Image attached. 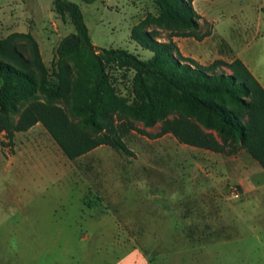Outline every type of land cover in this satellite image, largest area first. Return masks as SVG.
<instances>
[{
	"label": "rangeland",
	"instance_id": "rangeland-1",
	"mask_svg": "<svg viewBox=\"0 0 264 264\" xmlns=\"http://www.w3.org/2000/svg\"><path fill=\"white\" fill-rule=\"evenodd\" d=\"M1 1L0 40L14 33L31 37H17L12 46L36 85L15 104L13 123L40 116L75 123L71 92L49 100L37 88L33 43L48 70V87L56 89L57 48L75 34L69 16L60 18L53 0ZM66 1L79 6L99 49L148 61L152 54L132 40V30L161 42L175 33L154 0ZM197 8L218 18V33L232 41L233 51H245L264 87V0H207ZM199 23L201 32L211 31V24ZM74 62V56L64 60L71 68ZM106 72L118 103L105 116L130 155L101 145L69 160L41 121L24 132L0 133V264H264V199L244 196L228 173L243 165L252 173L248 182L262 186L258 163L244 149L225 156L182 143L171 131L186 112L159 101L165 120L146 125L132 92L134 72L115 66ZM151 91L156 96L157 87ZM233 237L230 247L218 246Z\"/></svg>",
	"mask_w": 264,
	"mask_h": 264
},
{
	"label": "trees",
	"instance_id": "trees-1",
	"mask_svg": "<svg viewBox=\"0 0 264 264\" xmlns=\"http://www.w3.org/2000/svg\"><path fill=\"white\" fill-rule=\"evenodd\" d=\"M154 1L175 33L161 42L147 32L137 35L132 30V40L152 54L148 61H142L126 50L95 47L79 6L66 0H53L60 18L69 16L75 31L71 37L77 42L67 44L71 38L67 37L57 48L58 70L53 72L56 89L48 87V70L33 42L40 76L37 88L49 100L65 99L71 92L69 111L77 120L75 123H52L42 116L38 119L24 117L17 124L13 123L12 116L17 113L15 104L25 93L30 95L36 90V85L32 77L21 70L26 68L27 62L12 44L17 37H31L14 33L0 40L3 59L0 58V133L24 132L41 121L69 160L101 145L130 155L116 137L112 120L105 116L118 103L106 72L108 66H115L134 72L132 92L146 125L152 126L166 118L157 101L162 106L179 108L186 115L177 120L171 131L179 141L225 156L236 155L244 149L264 171V88L239 59L230 63L216 60L204 66L180 53L174 37L201 42L211 34L210 30L201 32V17L192 7L195 0ZM69 56L75 57L73 68L64 64ZM11 64H17L20 69ZM151 86L157 87L156 96ZM188 118L195 122H189Z\"/></svg>",
	"mask_w": 264,
	"mask_h": 264
},
{
	"label": "crops",
	"instance_id": "crops-1",
	"mask_svg": "<svg viewBox=\"0 0 264 264\" xmlns=\"http://www.w3.org/2000/svg\"><path fill=\"white\" fill-rule=\"evenodd\" d=\"M6 1H13V0H6ZM200 1H207V0H195L192 3V7L196 14L201 17L202 20L206 21L207 23L211 24V34L210 36L206 37L203 41L198 42L194 40L193 38H181V37H174L173 41L176 43L178 49L180 46L182 47V50L179 49L180 53L182 52L184 57L191 58L198 62L200 65H209L212 62L216 60H221L226 63H230L234 59H239L245 67L250 71V73L253 75L252 70L250 68V62L244 60V54L245 51L242 49L239 52L233 51L232 45L229 39L225 37V35H222L218 33V18L214 17L202 10H199L197 8V3ZM5 3L4 1L2 2L0 0V16L3 15V9H2V4ZM7 3V2H6ZM235 41V40H234ZM237 41V39H236ZM192 45H197L199 47L198 51H190V46ZM245 48V47H244ZM254 76V75H253ZM255 77V76H254ZM256 79V77H255ZM258 81V80H257ZM259 82V81H258ZM263 87V86H262ZM264 88V87H263ZM230 178H233L238 185L240 184L242 187L243 195L244 196H249L254 193H257V197L259 198V201L261 203V200L264 199V193L260 191H264V185H258V186H252L253 183L250 181L248 182L249 179L252 176V173L249 172L248 168L244 167L243 165L241 166L240 164L237 165L236 167H233L229 172ZM242 174L244 177L238 179V176ZM261 174V173H260ZM263 193V194H262ZM261 199V200H260ZM264 202V201H263ZM219 209L217 210V215L218 219L221 221L223 220V213H222V205L218 204ZM208 207V206H207ZM245 206L239 208V210H243ZM235 208H231L233 211ZM264 215V212L261 213ZM235 240V237H233L232 241H229L228 243H224L223 246L218 244V246L221 247H230ZM226 251H229L228 249Z\"/></svg>",
	"mask_w": 264,
	"mask_h": 264
},
{
	"label": "water",
	"instance_id": "water-1",
	"mask_svg": "<svg viewBox=\"0 0 264 264\" xmlns=\"http://www.w3.org/2000/svg\"><path fill=\"white\" fill-rule=\"evenodd\" d=\"M77 42V39L71 37L68 41L67 44H75Z\"/></svg>",
	"mask_w": 264,
	"mask_h": 264
},
{
	"label": "built area",
	"instance_id": "built-area-1",
	"mask_svg": "<svg viewBox=\"0 0 264 264\" xmlns=\"http://www.w3.org/2000/svg\"><path fill=\"white\" fill-rule=\"evenodd\" d=\"M235 198H239L240 197V194L237 192V193H234L233 194Z\"/></svg>",
	"mask_w": 264,
	"mask_h": 264
}]
</instances>
